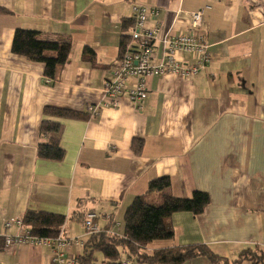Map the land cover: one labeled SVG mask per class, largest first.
I'll return each mask as SVG.
<instances>
[{
  "label": "crops",
  "instance_id": "1",
  "mask_svg": "<svg viewBox=\"0 0 264 264\" xmlns=\"http://www.w3.org/2000/svg\"><path fill=\"white\" fill-rule=\"evenodd\" d=\"M134 5L158 9L150 22L161 24L160 38L191 34V13L203 9L198 34L212 60L189 79L150 77L142 111L122 98L92 116L87 108L103 103ZM0 7L9 12L0 13V264H51L47 247H6L8 220L28 211L63 215L65 238L87 242L83 218L95 212L102 229L114 224L110 231L123 234L136 197L162 202L161 193L148 192L162 177L171 179V195L202 191L211 203L201 215L173 214L174 238L150 244V253L206 245L223 258L219 264H264V0H0ZM18 28L70 41L69 60L52 83L42 63L12 53ZM87 47L95 52L91 62L83 59ZM156 48L159 62L162 42ZM45 107L83 115L48 118L61 124L59 162L37 156L49 140L41 135ZM184 264L214 263L197 257Z\"/></svg>",
  "mask_w": 264,
  "mask_h": 264
},
{
  "label": "trees",
  "instance_id": "2",
  "mask_svg": "<svg viewBox=\"0 0 264 264\" xmlns=\"http://www.w3.org/2000/svg\"><path fill=\"white\" fill-rule=\"evenodd\" d=\"M0 13L9 12L0 7ZM130 38V34L122 36L119 58ZM11 50L12 53L25 57L31 62L42 63L45 77L53 82L57 78L59 69L69 60L72 45L68 40L44 39L38 31L18 28L13 36ZM94 58L95 52L88 47L85 48L83 59L91 62ZM44 116L47 119L41 124V135L48 136L49 140L39 144L37 156L41 160L62 161L65 151L60 143L61 124L48 118L80 119L83 115L68 109L45 107ZM141 142L135 140L134 144L142 145ZM170 187L169 177L152 180L148 192L161 193L162 202L154 204L149 203L145 196L136 197L126 210L123 234L109 233V227L114 225L111 224L103 228L101 234L90 237L86 242L80 264H95L98 253L103 256V264H123L125 260L147 264H184L197 257H206L214 264L223 262V258L206 245L174 247L153 253L147 250V247L156 241L174 238V229L168 223V219L173 214L189 212L196 216L201 215L211 203V197L206 192L195 191L189 198H180L168 192ZM22 219L24 225L30 228L33 234L42 237L58 236L66 222V217L63 215L37 211H28ZM244 254L251 256V260L256 258L249 252ZM254 262L263 261L257 259Z\"/></svg>",
  "mask_w": 264,
  "mask_h": 264
},
{
  "label": "built area",
  "instance_id": "3",
  "mask_svg": "<svg viewBox=\"0 0 264 264\" xmlns=\"http://www.w3.org/2000/svg\"><path fill=\"white\" fill-rule=\"evenodd\" d=\"M204 13L203 9L191 13L190 25L193 31L191 34L178 35L173 31H167L160 38L163 31L161 24L157 22L152 25L150 22L159 15L158 9L134 5L131 38L125 45L117 64L104 80L103 103L88 106L87 112L97 116L102 107L117 108L122 98H127L138 111H142L148 97L147 83L150 77L176 75L189 79L203 71L212 60L209 44L198 34L204 29ZM158 41L163 44V54L159 62L156 60V42ZM181 54L191 55L194 62L186 65L180 57ZM46 83H52V80L46 79ZM98 218L95 212H87L84 215L86 236L92 237L102 233V228L97 223ZM117 234L120 233L117 232ZM3 239L6 247L28 245L49 248L52 252L51 264H80L83 253H71V251L75 248L84 250L86 245L82 239L65 238L63 232L56 237L35 235L24 225L23 219L19 218L5 223ZM123 264H132V261L125 260Z\"/></svg>",
  "mask_w": 264,
  "mask_h": 264
},
{
  "label": "rangeland",
  "instance_id": "4",
  "mask_svg": "<svg viewBox=\"0 0 264 264\" xmlns=\"http://www.w3.org/2000/svg\"><path fill=\"white\" fill-rule=\"evenodd\" d=\"M85 229V228H84ZM252 254V253H251ZM252 255H256V254H252ZM96 257H97V264H101V262H102V260H103V256H102V254L101 253H98L97 255H96ZM134 264H137V262L135 261L134 262Z\"/></svg>",
  "mask_w": 264,
  "mask_h": 264
}]
</instances>
